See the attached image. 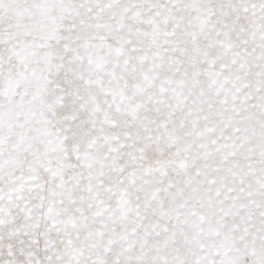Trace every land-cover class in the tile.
<instances>
[{"label": "snow or ice", "instance_id": "6c2138e0", "mask_svg": "<svg viewBox=\"0 0 264 264\" xmlns=\"http://www.w3.org/2000/svg\"><path fill=\"white\" fill-rule=\"evenodd\" d=\"M0 264H264V0H0Z\"/></svg>", "mask_w": 264, "mask_h": 264}]
</instances>
